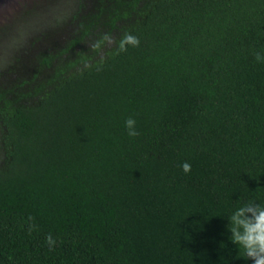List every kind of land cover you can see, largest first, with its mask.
<instances>
[{
	"label": "trees",
	"instance_id": "1",
	"mask_svg": "<svg viewBox=\"0 0 264 264\" xmlns=\"http://www.w3.org/2000/svg\"><path fill=\"white\" fill-rule=\"evenodd\" d=\"M68 26L0 84V264H254L231 217L264 205V0H76Z\"/></svg>",
	"mask_w": 264,
	"mask_h": 264
},
{
	"label": "rangeland",
	"instance_id": "2",
	"mask_svg": "<svg viewBox=\"0 0 264 264\" xmlns=\"http://www.w3.org/2000/svg\"><path fill=\"white\" fill-rule=\"evenodd\" d=\"M75 2L0 0V84L12 82L15 75L7 74L9 69L16 70L19 78L27 76L28 58L33 53L63 45L71 31L68 24ZM3 158L0 148V164Z\"/></svg>",
	"mask_w": 264,
	"mask_h": 264
},
{
	"label": "clouds",
	"instance_id": "3",
	"mask_svg": "<svg viewBox=\"0 0 264 264\" xmlns=\"http://www.w3.org/2000/svg\"><path fill=\"white\" fill-rule=\"evenodd\" d=\"M124 43L137 44L138 40L131 35H126ZM134 120L128 119L125 122L126 127L132 128ZM130 135H134V131H130ZM184 170H190V165L183 164ZM252 212V217H245V212ZM233 227V241L241 245L246 254L254 259V264H264V205L257 206L255 209L251 207L239 208L231 217ZM242 229V231H241Z\"/></svg>",
	"mask_w": 264,
	"mask_h": 264
}]
</instances>
